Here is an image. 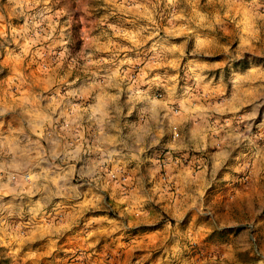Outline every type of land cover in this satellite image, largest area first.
<instances>
[{
    "label": "clouds",
    "instance_id": "9594fccd",
    "mask_svg": "<svg viewBox=\"0 0 264 264\" xmlns=\"http://www.w3.org/2000/svg\"><path fill=\"white\" fill-rule=\"evenodd\" d=\"M180 3L209 41L183 76L167 37L128 56L164 29L150 13L126 34L111 0H0V264H264V72L241 68L264 56V0Z\"/></svg>",
    "mask_w": 264,
    "mask_h": 264
},
{
    "label": "rangeland",
    "instance_id": "374dc122",
    "mask_svg": "<svg viewBox=\"0 0 264 264\" xmlns=\"http://www.w3.org/2000/svg\"><path fill=\"white\" fill-rule=\"evenodd\" d=\"M113 5H123V9H117L116 14L109 16L108 22L117 24L119 27H122L124 32L127 33H134L135 30L142 24L150 23V21L147 18V14H151L152 18L156 20L157 24L163 23L164 29L159 32L158 36H153L152 39L148 40L146 43H143L140 45V47L134 51L128 52L129 57L135 58L136 56H139L142 60L145 62L148 61V57L152 56L153 53L148 51L153 47L154 44H164L165 38L167 37V44L174 46L177 49H180V55H182L184 58L179 60V68H169L168 71L170 72H176L180 71L181 76H183L185 65L189 62V60H192L194 65H200L203 62L199 60H195L194 57L198 55L197 53H194L192 51L193 48L197 47V44L201 47H207L209 46V41L206 39H201L200 41H197L194 38H190L191 34L188 31V24L187 21L184 18V12L180 9L183 7V5L180 3V0H176V3L179 5L175 11V21L169 25L168 18H165L161 16V12H165L168 14H171L173 12V9H164L162 0H111ZM194 4L196 5V11L204 13L206 15V10L208 8H215V0H193ZM160 4L161 6L156 8L155 11H153V8L150 7V5H157ZM132 5H136L137 7L133 11ZM108 9L99 8L93 12V16L97 19L102 18L106 13ZM143 14V15H141ZM64 19V18H62ZM76 27L77 32L79 33L83 29V25L74 26ZM99 30H97L98 32ZM172 32L174 33L171 36H167V33ZM135 39V37H133ZM117 43H123L125 45H129L132 43V40L128 39L127 37H116ZM186 42V43H185ZM85 43V38L81 36L75 44V48L77 51L80 50V48L83 47ZM101 43H107L106 40L102 39ZM244 43L250 44V41H244ZM11 47H15L12 45ZM160 49L158 48L157 51ZM147 52V56L144 55V53ZM102 55L107 56L108 53L104 52ZM123 53H121V56L123 57ZM173 60L175 59V56L171 57ZM7 59V54L0 56V84H3V87L1 88L4 93V89L8 87V84L6 83L11 79V77L14 74V69L11 66V63H4V61ZM155 66L151 69H146V72L149 75H155L157 73H163L165 71L164 67H161L159 65V61H155ZM241 68H244V72L247 73L249 71H252L253 68L258 69V72H254V75H258L260 72H264V56L257 57V61L254 62L253 66L251 68H245L243 64H241ZM207 71V69H205ZM213 72L220 71L219 68L212 69ZM74 78V77H73ZM194 82V81H193ZM184 82L181 81V84ZM191 83V82H190ZM213 85L219 86L217 81H213ZM179 87V86H178ZM231 87V86H229ZM158 93H163L164 89L160 88L157 89ZM107 199L110 201L111 197H107ZM105 215V212L103 210H92L90 212H86L85 216L95 217L99 218ZM109 218H113L116 214L109 213ZM100 223H104V221H99ZM99 247V246H98ZM138 250H133V253Z\"/></svg>",
    "mask_w": 264,
    "mask_h": 264
},
{
    "label": "crops",
    "instance_id": "0c3cea01",
    "mask_svg": "<svg viewBox=\"0 0 264 264\" xmlns=\"http://www.w3.org/2000/svg\"><path fill=\"white\" fill-rule=\"evenodd\" d=\"M4 95L3 90L0 88V97Z\"/></svg>",
    "mask_w": 264,
    "mask_h": 264
}]
</instances>
